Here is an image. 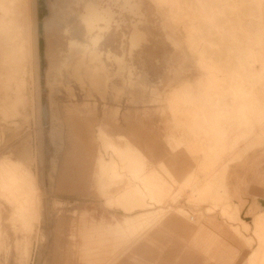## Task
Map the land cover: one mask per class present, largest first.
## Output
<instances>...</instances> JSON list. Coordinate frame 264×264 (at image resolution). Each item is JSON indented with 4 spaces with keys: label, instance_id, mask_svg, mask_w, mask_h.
I'll return each instance as SVG.
<instances>
[{
    "label": "rangeland",
    "instance_id": "rangeland-1",
    "mask_svg": "<svg viewBox=\"0 0 264 264\" xmlns=\"http://www.w3.org/2000/svg\"><path fill=\"white\" fill-rule=\"evenodd\" d=\"M23 1L15 0V17H0V102L20 95L23 104L0 114V264H56L58 250L64 264L70 224L80 213L106 223L120 219L119 210L97 196L94 180L106 195L128 181L126 193L163 207L161 214L196 218L205 210L233 221L220 181L228 162L264 138V51L206 33L194 43L202 22L186 7L179 12L163 6L171 0H96L111 19L95 42L105 69L92 78V56L85 63L81 47L87 43L80 21L86 0H71V11L69 0ZM134 30L141 40L132 48ZM210 78L227 80L258 101L214 136L194 128L185 115V102ZM169 144L176 158H188L192 185L179 182L183 174L169 177L163 165L160 175L152 168L157 159L150 148ZM259 174L264 176L263 158ZM156 178L169 181L175 194ZM245 180L240 217L250 222L264 209V187L256 178ZM90 182L91 193L80 195ZM251 200L256 209H249ZM40 211L43 247L35 243ZM57 219L65 232L59 249Z\"/></svg>",
    "mask_w": 264,
    "mask_h": 264
},
{
    "label": "crops",
    "instance_id": "crops-1",
    "mask_svg": "<svg viewBox=\"0 0 264 264\" xmlns=\"http://www.w3.org/2000/svg\"><path fill=\"white\" fill-rule=\"evenodd\" d=\"M150 150L151 155L157 159L152 168L159 175V166L163 165L169 177L176 180L177 176L183 174L184 181L179 182L185 185L193 184L192 181H187L188 175H192L193 171L186 172L188 158H176L170 144L162 148L154 145ZM261 158L264 159V138L243 150L237 158L224 166L220 195L223 194L222 197L227 201L233 221L224 219L221 212L215 216L213 211L205 210L198 212L196 218L190 215L182 217L175 213L161 214L163 207L149 206L148 199L141 201L133 192L127 194L128 181H121L120 185L108 189L106 195L98 189L94 180L97 196L102 197L105 204L107 199L106 205L119 210L121 218L106 223L92 218L91 214L86 212L80 213L70 224V232L67 234L68 255H65L64 264H128L129 259L134 260L136 264H264V209L255 212L250 222L240 217V206L244 201L243 188L248 184L245 178H256L258 184L264 187L263 174L257 175ZM232 163L235 168L231 173L228 167ZM155 180L158 186L167 183L168 191L175 194V189L169 181L165 182V179L160 178ZM62 181L61 183H64L63 179ZM199 182L204 183L201 176ZM90 185L88 191L77 192L88 196L92 182ZM69 187L76 191V186L68 185ZM186 193H189L188 189ZM174 194L170 196L174 197ZM155 195L162 197L160 192ZM192 196L196 199L195 193ZM215 196L216 193L213 197ZM232 198H237L239 203L233 202ZM250 202L249 209H256L257 202ZM209 209L210 207L206 208ZM199 214L202 217H199ZM41 216L40 211L38 239L35 243L43 247L46 234L44 230L41 231L44 223ZM145 219L147 222H144ZM62 225L60 219H57L55 239L58 249L61 238L65 239ZM101 234L103 238H100ZM60 253L58 250L56 264H61Z\"/></svg>",
    "mask_w": 264,
    "mask_h": 264
},
{
    "label": "clouds",
    "instance_id": "clouds-1",
    "mask_svg": "<svg viewBox=\"0 0 264 264\" xmlns=\"http://www.w3.org/2000/svg\"><path fill=\"white\" fill-rule=\"evenodd\" d=\"M163 6L179 12L186 7L202 22L194 33V43L201 42L202 34L206 33L210 37L219 35L223 42L264 51V0H193L189 4L171 0ZM16 15L15 0H0V17L7 19ZM257 102L243 88L227 80L210 78L185 102V115L194 128L214 136L225 121L239 118L247 106Z\"/></svg>",
    "mask_w": 264,
    "mask_h": 264
},
{
    "label": "flooded vegetation",
    "instance_id": "flooded-vegetation-1",
    "mask_svg": "<svg viewBox=\"0 0 264 264\" xmlns=\"http://www.w3.org/2000/svg\"><path fill=\"white\" fill-rule=\"evenodd\" d=\"M110 19L111 13L109 10H107V6L101 5V3L96 0H86L84 2L83 10L80 12V21L83 27V34L87 39V43L81 44L82 53L84 54L82 58H84L86 63L89 59V56H92V78L95 77V72L97 73L98 70L104 71L105 68V66L104 68L102 67L104 63L100 59L101 53L95 48V42H98L104 33L107 32V24L109 23ZM140 40L141 34L134 30L129 37L130 47L133 48L137 46Z\"/></svg>",
    "mask_w": 264,
    "mask_h": 264
},
{
    "label": "bare ground",
    "instance_id": "bare-ground-1",
    "mask_svg": "<svg viewBox=\"0 0 264 264\" xmlns=\"http://www.w3.org/2000/svg\"><path fill=\"white\" fill-rule=\"evenodd\" d=\"M25 1V0H24ZM24 1H23V3H24ZM155 1V0H154ZM24 5V4H23ZM94 5V4H93ZM26 7V6H25ZM26 12V11H25ZM27 16V15H26ZM27 19V18H26ZM27 24V23H26ZM28 28V27H27ZM26 28V29H27ZM27 49V48H26ZM23 52V51H22ZM28 52V51H27ZM101 59V58H100ZM99 60V59H98ZM103 64V63H102ZM99 67H100V65H99ZM98 67V68H99ZM103 68H104V65L102 66ZM101 67V68H102ZM100 68V69H101ZM105 69V68H104ZM11 79H13V78H11ZM7 80V79H6ZM21 84V83H20ZM19 84V85H20ZM5 85V84H4ZM22 85V84H21ZM20 85V86H21ZM18 86V85H17ZM19 86V87H20ZM19 87H18V91H19ZM5 88V87H4ZM7 90H8V88H7ZM12 90V89H11ZM15 90H16V88H15ZM15 90H14V92H15ZM20 90H22V87H21V89ZM13 93V92H12ZM16 93H17V91H16ZM20 93V92H19ZM14 95V94H13ZM16 95H18V93L16 94ZM17 99V100H16ZM9 100V99H8ZM15 100L16 101H12V100H10V101H3V103L2 102H0V114H3V111H4V109H6L8 112L10 111V109L12 108V105H14V107H15V109L17 108V105L19 106V104H21V97H20V95L18 96V97H16L15 98ZM17 101H18V104H17ZM25 105V104H24ZM19 107H23V104H21ZM82 137H81V139H80V142H81V147L80 148H82L83 149V144H82ZM84 153H83V151H82V155H83ZM83 158H84V160H85V156H83ZM6 160H11L10 158H6ZM82 166H86V165H83V162H81L80 163ZM12 170V169H11ZM0 175H1V169H0ZM13 178V177H12ZM39 197V196H38ZM1 198V197H0ZM35 202V201H34ZM36 203V202H35ZM32 210L34 209L33 207L31 208Z\"/></svg>",
    "mask_w": 264,
    "mask_h": 264
}]
</instances>
